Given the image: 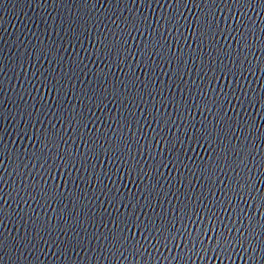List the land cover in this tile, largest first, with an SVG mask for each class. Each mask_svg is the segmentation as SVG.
Here are the masks:
<instances>
[{
    "label": "water",
    "instance_id": "1",
    "mask_svg": "<svg viewBox=\"0 0 264 264\" xmlns=\"http://www.w3.org/2000/svg\"><path fill=\"white\" fill-rule=\"evenodd\" d=\"M264 98V0H174Z\"/></svg>",
    "mask_w": 264,
    "mask_h": 264
}]
</instances>
